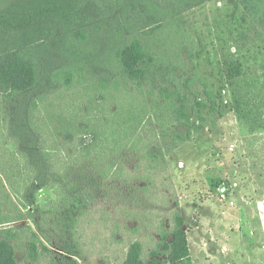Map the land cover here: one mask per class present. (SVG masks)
Returning a JSON list of instances; mask_svg holds the SVG:
<instances>
[{
	"label": "rangeland",
	"instance_id": "obj_1",
	"mask_svg": "<svg viewBox=\"0 0 264 264\" xmlns=\"http://www.w3.org/2000/svg\"><path fill=\"white\" fill-rule=\"evenodd\" d=\"M140 2L0 0L5 19H47L52 34L84 28L90 39L102 26L103 42L137 38L156 59V79L115 84V54L86 44L94 63L36 112L51 159L42 183L0 100V239L13 230L19 264H61L59 254L74 264H121L136 240L150 261L179 209L192 264H264V31L237 0L187 10L162 0L168 14ZM176 86L189 108L204 86L214 90L218 112L211 127L174 147V132L186 136L188 128L177 125L158 88ZM143 107L147 122L127 124L128 111ZM160 143L169 148L162 169L148 156ZM73 194L83 198L79 207ZM31 242L37 262L28 258Z\"/></svg>",
	"mask_w": 264,
	"mask_h": 264
},
{
	"label": "trees",
	"instance_id": "obj_2",
	"mask_svg": "<svg viewBox=\"0 0 264 264\" xmlns=\"http://www.w3.org/2000/svg\"><path fill=\"white\" fill-rule=\"evenodd\" d=\"M140 1L145 11H147L146 3L151 2L154 10L160 9L163 13H167L166 9H162V0ZM211 1L214 0H172V3H181L184 5V10H187ZM237 2L264 31V0H237ZM4 16L0 13V100L2 99L5 106H8L5 111L10 114V130L17 139L23 157L39 174L38 180L42 183L46 181L44 174L51 166V159L49 150L44 146L46 142L39 134L42 131L36 121V112L39 104L45 102L58 89L70 87L77 75L84 70L86 63H94V60L84 53L86 44L99 46V50L105 52L108 50L115 54L121 72L120 78H114L115 84L120 79L139 85L151 78L156 79L153 74L156 59L150 48L137 38L129 42L123 39L122 42V38L118 40L112 36L109 43L103 42L101 38L105 30L101 29L102 26L93 28L91 39L88 30L84 28L64 37L59 34L60 32L52 34L55 23L50 25L51 21L47 19L26 18L12 21L10 18L5 19ZM187 83L190 84L188 80ZM204 87L203 95L197 96L190 108L186 90L177 86L173 90L166 87L158 88L160 98L165 101L166 108L174 121L178 126L188 128L186 136L174 132V147L214 124L215 113L218 112L215 92L207 86ZM144 110V107L141 113L129 110L127 124L132 122L133 126L144 125L147 122H144L142 116ZM148 120L152 124L151 118ZM68 129L70 131V125ZM139 139L144 141L141 136ZM167 151L169 148L165 149L160 143L156 149L148 152V156L153 164L161 169L166 168L168 167ZM82 203L83 198L78 194H73L70 198V204L74 207H79ZM176 205L179 207V204ZM71 211L64 217H71ZM172 219L171 229L162 226L160 240L151 252L150 261H146L143 257V243L136 240L129 245L126 259L121 264H192L185 219L181 210L176 209ZM4 234V238L0 239V264H19L12 244L15 234L13 230H7ZM43 247L48 251L44 245ZM61 251L70 254L67 249ZM66 257L58 255L61 264H74L73 260ZM28 258L32 262H37L40 258L35 242H31L28 246Z\"/></svg>",
	"mask_w": 264,
	"mask_h": 264
},
{
	"label": "built area",
	"instance_id": "obj_3",
	"mask_svg": "<svg viewBox=\"0 0 264 264\" xmlns=\"http://www.w3.org/2000/svg\"><path fill=\"white\" fill-rule=\"evenodd\" d=\"M223 196V198H225V196L224 195H222Z\"/></svg>",
	"mask_w": 264,
	"mask_h": 264
}]
</instances>
